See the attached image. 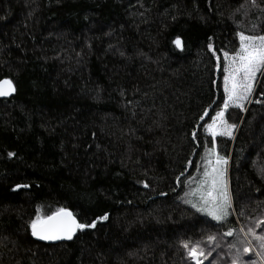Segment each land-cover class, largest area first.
<instances>
[{"label":"trees","instance_id":"obj_1","mask_svg":"<svg viewBox=\"0 0 264 264\" xmlns=\"http://www.w3.org/2000/svg\"><path fill=\"white\" fill-rule=\"evenodd\" d=\"M256 5L0 0V80L16 88L0 97V264H192L182 240L204 242L203 264H232L241 229L264 219V75L245 110L226 111L231 137L213 145L204 125L223 108V53L241 31L264 35ZM212 147L228 158L225 222L185 203ZM40 205L109 219L46 244L29 227ZM257 244L240 264H264Z\"/></svg>","mask_w":264,"mask_h":264},{"label":"snow or ice","instance_id":"obj_2","mask_svg":"<svg viewBox=\"0 0 264 264\" xmlns=\"http://www.w3.org/2000/svg\"><path fill=\"white\" fill-rule=\"evenodd\" d=\"M251 3L253 7L257 6L256 0H251ZM238 37V48L232 53L227 51L223 53V108L211 117V123L204 125L205 130L212 137L213 145H215V138L218 135L228 137L233 135L236 125L226 120V111L230 107L245 110V103L250 101L256 89L257 74L264 75V35L245 34L241 31L238 33ZM172 43L176 49L183 50L184 45L181 37L177 36ZM208 49L215 54L211 43L208 44ZM217 67L220 65L217 64ZM14 92L15 87L11 80H0V97L10 96ZM257 103H264V101L258 100ZM208 114L206 109L200 119L203 120ZM195 137L196 133H193V138ZM9 155L14 154L9 153ZM203 159L204 169L201 176L193 181L196 187L185 193V196H190L193 199L185 200V203L191 204L197 212L204 213L217 222H225L230 215L229 210L232 206L225 179L228 158L219 155L212 147L206 149V156ZM147 186L145 184V187ZM28 187L30 186L27 184H18L14 190ZM108 219L109 216L105 213L90 223H82L65 207L57 208L50 214H42L41 210L37 209L35 218L30 221L29 227L31 235L40 240H71L78 231L94 229L98 222ZM257 229H261V231L258 233ZM241 232H244L245 237L249 239L241 241L242 249H237L236 255L232 258V264H240L243 254L252 252L253 240L258 242V250L255 254L264 259V219L257 220L255 226L248 227L246 232L242 228ZM233 234V229L224 233L226 236ZM215 240L216 237L213 235L207 237L208 244H212ZM180 243L192 264H203L204 259H207L211 254L210 251H206L204 242L200 240H182Z\"/></svg>","mask_w":264,"mask_h":264},{"label":"water","instance_id":"obj_3","mask_svg":"<svg viewBox=\"0 0 264 264\" xmlns=\"http://www.w3.org/2000/svg\"><path fill=\"white\" fill-rule=\"evenodd\" d=\"M4 79H6V78H4ZM4 79H2V80H4ZM10 80V79H9ZM13 86L15 87V85H14V83H13ZM15 91H16V88H15ZM15 93V92H14ZM14 93H12V95L14 94ZM12 95H10V96H12ZM10 96H7V97H1V98H8V97H10ZM208 113H209V111H208ZM208 116H209V114H208ZM208 116H205L204 117V119L203 120H200V123H202V122H204V120L208 117ZM195 133H197V131L195 132ZM68 209V208H67ZM69 211H71L70 209H68ZM72 212V211H71ZM73 213V212H72ZM74 214V213H73ZM77 234V233H76ZM75 234V235H76ZM75 235H74V237H75ZM73 237V238H74ZM36 240H38V241H40V242H43V243H46V244H56V243H59V242H61V241H65V240H67V239H61V240H56V241H45V240H40V239H38V238H36V237H34ZM72 240V239H71ZM67 241H69V240H67Z\"/></svg>","mask_w":264,"mask_h":264},{"label":"rangeland","instance_id":"obj_4","mask_svg":"<svg viewBox=\"0 0 264 264\" xmlns=\"http://www.w3.org/2000/svg\"><path fill=\"white\" fill-rule=\"evenodd\" d=\"M217 152V151H216ZM202 172V171H201ZM200 172V173H201ZM198 179V178H197ZM225 179H226V182H227V189H228V192H229V184H228V165L226 166V174H225ZM196 187V184H195V186H194V188ZM229 194H230V192H229ZM189 199H193L192 197H190ZM232 205V204H231ZM39 209L41 210V213L42 214H47V210H46V208L43 206V205H40V207H39ZM231 209H232V206H231ZM231 209L229 210L230 211V214H231ZM230 216V215H229ZM228 216V217H229ZM227 217V218H228Z\"/></svg>","mask_w":264,"mask_h":264}]
</instances>
